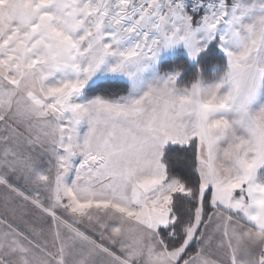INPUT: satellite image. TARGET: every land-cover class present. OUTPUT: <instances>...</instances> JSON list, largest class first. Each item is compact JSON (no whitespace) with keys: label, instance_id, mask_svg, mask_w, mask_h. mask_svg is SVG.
<instances>
[{"label":"snow or ice","instance_id":"1","mask_svg":"<svg viewBox=\"0 0 264 264\" xmlns=\"http://www.w3.org/2000/svg\"><path fill=\"white\" fill-rule=\"evenodd\" d=\"M0 264H264V0H0Z\"/></svg>","mask_w":264,"mask_h":264}]
</instances>
